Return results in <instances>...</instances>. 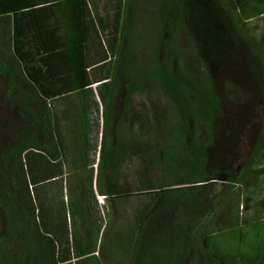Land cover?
Segmentation results:
<instances>
[{"label": "trees", "instance_id": "16d2710c", "mask_svg": "<svg viewBox=\"0 0 264 264\" xmlns=\"http://www.w3.org/2000/svg\"><path fill=\"white\" fill-rule=\"evenodd\" d=\"M212 2L0 0V264H264V0Z\"/></svg>", "mask_w": 264, "mask_h": 264}, {"label": "rangeland", "instance_id": "374dc122", "mask_svg": "<svg viewBox=\"0 0 264 264\" xmlns=\"http://www.w3.org/2000/svg\"><path fill=\"white\" fill-rule=\"evenodd\" d=\"M199 2V8H205L204 10H207V14L202 16L201 21L203 18H206V22L209 25L217 23L216 18L214 17L213 11L214 6L212 0H198ZM219 21V20H218ZM219 23V22H218ZM258 22L255 21L253 23V27L257 26ZM141 27V26H140ZM142 28L139 29L140 32H142ZM145 37H148L149 31L147 28L144 30ZM147 42L145 43V50L147 49ZM0 58L4 61L7 58V55L2 52L0 48ZM114 64V63H113ZM20 85L25 90L27 89V86L23 84V82L20 81ZM6 95H7V85L6 80L4 77L0 75V157L2 153L9 147L14 145V143L19 139V133H18V127L20 126V116L18 114V109L14 106L13 103L6 102ZM155 97V96H154ZM152 98V100L154 99ZM150 100L147 96H140L137 95L133 98V104L134 108L138 110L143 104L149 103ZM91 159L95 160L93 169L96 172L98 163V155L95 157H92ZM97 199L99 204H103L104 198L100 195H97Z\"/></svg>", "mask_w": 264, "mask_h": 264}, {"label": "crops", "instance_id": "0c3cea01", "mask_svg": "<svg viewBox=\"0 0 264 264\" xmlns=\"http://www.w3.org/2000/svg\"><path fill=\"white\" fill-rule=\"evenodd\" d=\"M1 59V58H0Z\"/></svg>", "mask_w": 264, "mask_h": 264}]
</instances>
